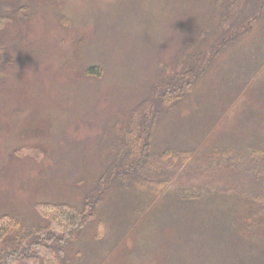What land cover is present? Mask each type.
Here are the masks:
<instances>
[{
	"label": "rangeland",
	"instance_id": "1",
	"mask_svg": "<svg viewBox=\"0 0 264 264\" xmlns=\"http://www.w3.org/2000/svg\"><path fill=\"white\" fill-rule=\"evenodd\" d=\"M249 1L238 0L230 15L239 16ZM209 4L0 0V214L31 230L45 222L36 204L83 205L133 111L141 102H160L163 65L167 74L181 68L177 53L192 25L214 14ZM263 4L253 14L259 11L258 21L238 31L197 84L158 116L156 148L189 142L199 155L264 149ZM219 12L213 26L236 31L235 18L223 20ZM120 202L105 201L108 233L95 238L89 224L66 247L70 264H188V247L158 244L154 226L139 227V219L135 228L130 221L122 226L129 213L117 211ZM8 246L4 239L0 252Z\"/></svg>",
	"mask_w": 264,
	"mask_h": 264
},
{
	"label": "trees",
	"instance_id": "2",
	"mask_svg": "<svg viewBox=\"0 0 264 264\" xmlns=\"http://www.w3.org/2000/svg\"><path fill=\"white\" fill-rule=\"evenodd\" d=\"M260 1H249L247 10L233 17L230 10L238 0H209L214 14L197 20L184 38V47L177 53L181 68L167 74L163 65L160 102H141L133 111L124 139L96 183L87 187L83 205L36 204L45 222L31 230H21L19 220L0 214V243L10 241L0 252V264H70L65 249L89 224L95 238L104 229L109 232L101 213L112 197L122 200L116 208L123 217L129 213L122 226L130 221L135 228L137 219L139 227L148 231L154 226L158 244L188 247V264H213L211 259L216 258L220 264H264V149H251L247 157L232 148L199 155L189 142L160 149L153 138L161 112L197 84L238 31L258 21L259 11L253 14ZM218 12L223 20L235 18L236 31L228 33L231 27L222 23L213 26ZM125 238L123 234L113 246Z\"/></svg>",
	"mask_w": 264,
	"mask_h": 264
}]
</instances>
